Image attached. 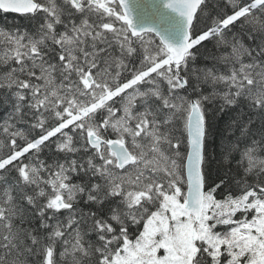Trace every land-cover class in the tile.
Listing matches in <instances>:
<instances>
[{"label": "snow or ice", "instance_id": "obj_1", "mask_svg": "<svg viewBox=\"0 0 264 264\" xmlns=\"http://www.w3.org/2000/svg\"><path fill=\"white\" fill-rule=\"evenodd\" d=\"M133 3L0 0V264H264V0Z\"/></svg>", "mask_w": 264, "mask_h": 264}, {"label": "water", "instance_id": "obj_2", "mask_svg": "<svg viewBox=\"0 0 264 264\" xmlns=\"http://www.w3.org/2000/svg\"><path fill=\"white\" fill-rule=\"evenodd\" d=\"M153 6L159 9L157 0H134L133 7L136 14V23H156V15L153 12ZM177 41L179 37H176Z\"/></svg>", "mask_w": 264, "mask_h": 264}, {"label": "trees", "instance_id": "obj_3", "mask_svg": "<svg viewBox=\"0 0 264 264\" xmlns=\"http://www.w3.org/2000/svg\"><path fill=\"white\" fill-rule=\"evenodd\" d=\"M26 22L15 15L0 13V27H8L11 28L13 25H23Z\"/></svg>", "mask_w": 264, "mask_h": 264}, {"label": "bare ground", "instance_id": "obj_4", "mask_svg": "<svg viewBox=\"0 0 264 264\" xmlns=\"http://www.w3.org/2000/svg\"><path fill=\"white\" fill-rule=\"evenodd\" d=\"M11 15H15L16 16V14H11Z\"/></svg>", "mask_w": 264, "mask_h": 264}]
</instances>
